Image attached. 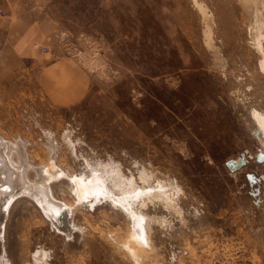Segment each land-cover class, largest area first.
I'll return each mask as SVG.
<instances>
[{"label":"rangeland","instance_id":"obj_1","mask_svg":"<svg viewBox=\"0 0 264 264\" xmlns=\"http://www.w3.org/2000/svg\"><path fill=\"white\" fill-rule=\"evenodd\" d=\"M197 2L0 0V137L21 142L28 179L51 160L68 175L116 168L128 186L107 188L149 220L136 258L114 194L75 199L69 234L19 195L8 264L37 251L43 264H264V0ZM53 181L72 203L69 177Z\"/></svg>","mask_w":264,"mask_h":264},{"label":"bare ground","instance_id":"obj_2","mask_svg":"<svg viewBox=\"0 0 264 264\" xmlns=\"http://www.w3.org/2000/svg\"><path fill=\"white\" fill-rule=\"evenodd\" d=\"M249 1V0H245ZM195 4H198L197 0H194ZM252 3V2H251ZM202 8V5H200ZM246 7L248 4L245 5ZM206 15V14H205ZM261 49V48H260ZM264 62V61H263ZM264 64V63H263ZM264 68V67H263ZM258 116V115H257ZM259 117V116H258ZM257 117V118H258ZM260 118V117H259ZM263 118V117H262ZM264 121V119H263ZM260 122V121H259ZM264 126L262 125H259ZM262 128V127H261ZM10 141H6L0 137V238H3V234L6 230L5 222L6 215L8 213L9 207L13 200L19 195H27L33 198L40 206L41 210L49 217L61 231H65L66 233H71L70 231H74L72 229V225H69L68 216L72 211L73 205H75L76 200L79 203L88 202L90 204L96 203L100 197H108L114 194L113 199L116 203L123 206L126 211L131 215V220L133 219V225L128 232L127 244L130 245V251L133 252L134 256L138 258L136 253V247L134 240H139L138 242L142 243L147 240L146 231L148 223V217L143 213L136 210L133 206L134 197L130 192H124L120 195V193H114V189L107 188L108 185L106 182L109 180L112 182L115 188H124L127 185V180L124 178L116 168L111 167H99L97 170H93L92 176L86 175H68L66 171H64L61 167L57 166V164L51 160V162H47L46 164L39 165V177L36 180L28 179L26 175V166L27 160L24 155H20L22 152V144L18 142L16 146L14 144H9ZM23 145H25L23 143ZM17 147V149H16ZM25 149V148H24ZM23 149V151H24ZM17 150V151H16ZM18 153V159L14 158V152ZM259 154L257 155L258 160L264 156V149L259 150ZM23 153V152H22ZM15 159V160H14ZM241 159V160H240ZM49 160V159H48ZM47 160V161H48ZM244 162L243 158H239L236 161H230L228 165L231 169H234L236 166L239 167ZM29 169V168H28ZM103 171V173L101 172ZM63 177H69L70 188L74 191V201L71 203H65L55 199L52 195V182L53 180H57ZM104 178H108L106 181ZM106 181V182H105ZM109 183V182H108ZM110 184V183H109ZM107 185V186H106ZM111 185V184H110ZM135 191V190H133ZM164 189L158 191L154 190V197L159 196L163 197L165 194ZM70 193V192H69ZM144 192H136L134 193L135 198L143 199L145 196ZM71 195V194H70ZM109 198V197H108ZM76 199V200H75ZM168 200V199H167ZM94 203V204H95ZM136 204V202H134ZM142 203H146V200H143ZM84 204V203H83ZM72 213V212H71ZM69 223V224H68ZM72 223V222H71ZM76 226V225H75ZM78 228V227H77ZM38 264H43L42 254L35 253L34 256ZM8 258V257H7ZM0 264H8V260L6 256L3 255L0 258Z\"/></svg>","mask_w":264,"mask_h":264},{"label":"crops","instance_id":"obj_3","mask_svg":"<svg viewBox=\"0 0 264 264\" xmlns=\"http://www.w3.org/2000/svg\"><path fill=\"white\" fill-rule=\"evenodd\" d=\"M29 30H31L29 28ZM28 33L24 32V30L21 31L20 28H17V31L15 32L14 36V43L17 41L18 47H22V50L25 51L27 47L33 42L30 37V35H27ZM23 36V37H22Z\"/></svg>","mask_w":264,"mask_h":264},{"label":"water","instance_id":"obj_4","mask_svg":"<svg viewBox=\"0 0 264 264\" xmlns=\"http://www.w3.org/2000/svg\"><path fill=\"white\" fill-rule=\"evenodd\" d=\"M258 159H259V158H258ZM260 160H264V156H262Z\"/></svg>","mask_w":264,"mask_h":264},{"label":"built area","instance_id":"obj_5","mask_svg":"<svg viewBox=\"0 0 264 264\" xmlns=\"http://www.w3.org/2000/svg\"><path fill=\"white\" fill-rule=\"evenodd\" d=\"M42 49H43V50H45V48H44V47H43Z\"/></svg>","mask_w":264,"mask_h":264}]
</instances>
